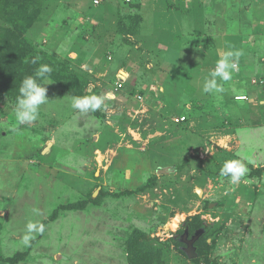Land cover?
Returning a JSON list of instances; mask_svg holds the SVG:
<instances>
[{
  "label": "rangeland",
  "instance_id": "374dc122",
  "mask_svg": "<svg viewBox=\"0 0 264 264\" xmlns=\"http://www.w3.org/2000/svg\"><path fill=\"white\" fill-rule=\"evenodd\" d=\"M134 2L0 0V264H264V167L253 166L263 155L254 156L251 134L213 124L219 105L202 91L221 44L251 65L264 0ZM223 9L246 13L233 22ZM172 27L189 42L205 35L204 46L178 49ZM41 65L52 69L38 78L48 101L21 125L19 89ZM172 67L189 77L168 79ZM118 69L129 77L119 92ZM220 83L213 100L229 95L231 82ZM108 93L95 113L71 107L74 97ZM160 144L161 154H147ZM228 160L247 169L238 184L220 175ZM29 221L45 230L26 246ZM185 236H198L196 258Z\"/></svg>",
  "mask_w": 264,
  "mask_h": 264
},
{
  "label": "crops",
  "instance_id": "0c3cea01",
  "mask_svg": "<svg viewBox=\"0 0 264 264\" xmlns=\"http://www.w3.org/2000/svg\"><path fill=\"white\" fill-rule=\"evenodd\" d=\"M172 3L175 2V0H170ZM179 5V4H178ZM183 7H188L191 8V2H186V3H182ZM157 9V6L153 7V11ZM233 10H228V9H223L221 12H223L224 14H219V16H221L222 18H227V19H231L233 22L235 20H233L234 18H238L237 15L241 18L240 14H244L246 13V9H244L243 11H238L236 10V14H234ZM216 16V15H215ZM203 21H207V19L203 20ZM209 22H213L211 20H209ZM215 23V21L213 22ZM174 30H176V32H182L183 34L186 32L182 29H179L177 27H172ZM205 32H209L207 30H205ZM129 34V32L127 33ZM187 35V33H185V36ZM192 38L191 42L194 41L195 42V47L200 48V46H204V44L202 43V41L204 40L203 37H205V35L202 36H197L195 35L193 36L191 34L190 36ZM195 37V38H194ZM183 38H185L184 36H182L180 39H176V40H183ZM261 40H257L256 41V47H254L252 49L251 54L249 55V57L251 58L252 62L251 65H247L244 61H240L238 62V66H241V69L239 68V70L235 71L233 73V79L229 82H231V84H229L228 86L231 87L230 91H229V95L225 96H219L218 100H213L212 97H214L216 99L217 95L214 94H207L205 93L204 96H206L205 100V104L208 105L211 104L212 106H215V104H218L219 106L216 107V109L218 110L217 112H215L217 115V118L215 117V115H213L211 117L213 124H225L228 125L227 129L226 127H222L223 129H220V131H224V132H231L234 133V137H238L240 138V135H242V133H248L251 134V136H254L255 139L257 141L255 142H251L253 145V149L254 150V156H257L256 150L258 152H260L263 155L264 158V42H262ZM228 43V41H227ZM192 44H194L192 42ZM203 44V45H202ZM229 44V43H228ZM228 44L227 45H222V48L226 51H228ZM261 45V46H260ZM230 46V45H229ZM263 46V49L261 50ZM230 50V47H229ZM208 54V53H207ZM207 55H205L204 57H206ZM204 57L203 60L201 61H197L199 63H201L202 65L205 66V64L203 63L204 61ZM208 63V62H207ZM248 63V61H247ZM169 64H176L178 65L179 62H169ZM209 65V63H208ZM126 67V66H124ZM126 69V68H125ZM120 69H118L117 72H119ZM121 72L119 73L120 77L117 76V79L120 80V78H123L124 81V86L126 85L125 83L128 82V72L126 73L123 70H120ZM127 71V70H126ZM176 68L172 67L169 71L168 74V79H171L173 77L176 76ZM124 72V73H123ZM195 72L196 76L194 78H198L200 77V73L198 72V70H194L192 71V73ZM186 77H189L187 74H189V72H184ZM123 75V76H122ZM116 78V75H115ZM175 80H178V78H176ZM253 81H256L257 83H259V88L257 86H255V89H251L250 88V84H252ZM261 82H263V84H260ZM113 86L116 87V83H113ZM152 86V85H151ZM263 86V88H261ZM143 86H141L142 88ZM178 88V86H177ZM163 88L161 87H157V89L155 91H153V95L154 96H162V90ZM197 86L193 85L191 87V91L194 92L192 93V96L194 97V99H198L199 97L196 96V92H197ZM120 90H118L117 92H119ZM116 92V93H117ZM142 93V91H140ZM141 93H139L140 95H142ZM247 96L248 100L247 101H236L234 99L235 96ZM165 99V98H164ZM163 99V103H165V100ZM242 103V104H240ZM166 104V103H165ZM166 107V106H164ZM165 111V110H163ZM206 112L212 111L210 108L205 109ZM168 112V111H167ZM168 115H173L172 111L168 112ZM237 127V128H236ZM213 129H215L214 125H213ZM248 130V131H245ZM250 131V132H249ZM126 133H122L123 136H125ZM257 136V138H256ZM182 139H185L184 137L182 138H178V142H180ZM163 146L157 145V146H153L150 147L149 150H147V154L148 155H152V156H158L159 153L161 154ZM232 153H235L233 150H231ZM254 160V158H253ZM253 163V162H252ZM254 167H259V168H263L264 164L261 163H253Z\"/></svg>",
  "mask_w": 264,
  "mask_h": 264
},
{
  "label": "clouds",
  "instance_id": "9594fccd",
  "mask_svg": "<svg viewBox=\"0 0 264 264\" xmlns=\"http://www.w3.org/2000/svg\"><path fill=\"white\" fill-rule=\"evenodd\" d=\"M240 56L241 52L238 50L224 52L222 57L215 62L214 69L210 71V78L204 81L202 91L207 94L223 93L224 87L220 82H229L233 79V73L239 70L238 59ZM51 72V67L41 65L36 70L35 76H28L22 81L15 107L16 119L21 125L31 124L38 120L40 106L48 101L47 89L42 86L44 84L38 82V78H41L40 81L47 79ZM255 86L258 85L256 84ZM113 98L111 93L105 96L88 95L74 97L71 107L74 110H78L81 114L95 113L98 110H102V105L106 99L110 100ZM246 172L247 169L241 162L228 160L224 162L220 175L226 177L231 184H238L246 175ZM44 230L45 226L42 223L29 221L22 237L24 244L29 246L35 235L43 234Z\"/></svg>",
  "mask_w": 264,
  "mask_h": 264
},
{
  "label": "trees",
  "instance_id": "16d2710c",
  "mask_svg": "<svg viewBox=\"0 0 264 264\" xmlns=\"http://www.w3.org/2000/svg\"><path fill=\"white\" fill-rule=\"evenodd\" d=\"M198 1L199 0H192V1H190L193 5L195 4V7H196V5H198V4H196V3H198ZM120 2L122 3V4H124V5H126V6H128V5H134L136 2H131V3H126V2H124V0H120ZM176 5H182V3H186V2H184V1H182V0H175V2H174ZM124 30V32H123V34H127L128 32H130L129 30L128 31H126L124 28H122L121 26H120V31L121 30ZM175 33L171 36V37H173V39L174 40H176L177 38L178 39H180L182 36H185V33L183 34L182 32H176V30H174V29H172ZM173 33V32H172ZM175 37V38H174ZM172 39V38H171ZM172 39V40H173ZM177 41H179L180 42V46L178 47V49H181V48H183V47H186V46H188V45H190V44H192V42H189L188 40H177ZM182 58V57H181ZM176 75L178 76V74H180V73H182V72H180L179 70H181V68L179 69V67H176ZM181 75H183V77H184V73H182ZM183 82V81H182ZM249 85H250V88L251 89H255V85H252V84H250V83H248ZM179 86H181V84L179 85ZM258 88H259V85L257 86ZM179 88V87H178ZM261 88H263V86L261 87ZM161 99L163 100L164 99V97L163 96H161ZM165 100V99H164ZM195 100V99H194ZM169 111H172V109L169 107V110H168V108L167 109H165V114L167 115V118H169V115H168V112ZM237 128V127H236Z\"/></svg>",
  "mask_w": 264,
  "mask_h": 264
},
{
  "label": "built area",
  "instance_id": "2783aa9c",
  "mask_svg": "<svg viewBox=\"0 0 264 264\" xmlns=\"http://www.w3.org/2000/svg\"><path fill=\"white\" fill-rule=\"evenodd\" d=\"M133 1L134 0H124V2H126V3H131ZM182 1H184V2H190L192 0H182ZM238 69H239V66H238ZM124 81L125 80H123V78H120V80H119V82L117 84V87H118L117 89L118 90L123 88ZM253 82H252L253 85H256V84L259 85L256 81H253ZM260 84H263V82H261ZM141 98L142 97L140 96L139 99H141ZM236 100H239V101H247L248 100V97L247 96H238V97H236ZM181 120H184V119H176V122H180Z\"/></svg>",
  "mask_w": 264,
  "mask_h": 264
},
{
  "label": "water",
  "instance_id": "95a60500",
  "mask_svg": "<svg viewBox=\"0 0 264 264\" xmlns=\"http://www.w3.org/2000/svg\"><path fill=\"white\" fill-rule=\"evenodd\" d=\"M50 147H51V144H50ZM198 236H200V234ZM198 236L196 238H194L192 241L187 240V236H185V243L187 244V248L185 249V251L190 258H196L197 257V253H196V249L194 247V243L198 239Z\"/></svg>",
  "mask_w": 264,
  "mask_h": 264
},
{
  "label": "bare ground",
  "instance_id": "6f19581e",
  "mask_svg": "<svg viewBox=\"0 0 264 264\" xmlns=\"http://www.w3.org/2000/svg\"><path fill=\"white\" fill-rule=\"evenodd\" d=\"M123 76V75H122Z\"/></svg>",
  "mask_w": 264,
  "mask_h": 264
}]
</instances>
